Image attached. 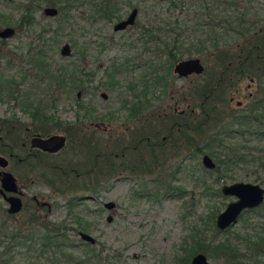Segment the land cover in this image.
Returning a JSON list of instances; mask_svg holds the SVG:
<instances>
[{
  "label": "rangeland",
  "instance_id": "obj_1",
  "mask_svg": "<svg viewBox=\"0 0 264 264\" xmlns=\"http://www.w3.org/2000/svg\"><path fill=\"white\" fill-rule=\"evenodd\" d=\"M57 1L62 4L63 0ZM200 1L204 6L208 3L116 0L117 12L104 19L78 2L72 9L64 8L49 17L42 13L44 6H50L44 2L37 7L34 0H0V29H14L11 37L0 39V155L8 161L3 170L9 171L23 189L25 204L16 218L9 219L15 225L28 224L27 213L35 206L30 197L35 195L49 205L48 210L42 208L37 215L52 224L65 243L43 249L42 253L38 244L31 248L27 242L17 245L12 248L11 264H74L72 260L79 264H181L183 252L195 240L213 249V245L224 243L240 258L231 261L204 248L208 264H264V199L257 208L241 213L227 229L219 231L214 225L216 214L234 200L221 195V185L244 182L264 187V129L239 126L230 120L245 114L249 105L261 98L264 65L251 59L255 63L242 64L239 74L231 71L237 65L236 54H242V60L246 53L236 46L243 40L235 34L216 45L210 40L196 41L209 35L207 27L198 24L203 16L195 18L202 14ZM172 3L179 6L172 8ZM217 3L225 8L232 6L237 17L257 21L252 29L255 32L262 27L256 41L264 43V0ZM133 6L140 10L137 25L113 31L112 25ZM25 7L31 10L33 20L20 25ZM228 12L229 8L227 16ZM166 15L176 21L177 27L196 28L198 36L189 32L181 37L180 50L184 53L180 60L197 57L203 71L178 78L171 67L166 86L145 82L148 87L143 94V86L137 81L149 69H131L132 64L156 59L151 51H140L141 43L135 38L141 27H155V19ZM250 34L253 32L249 30L248 37ZM64 42L70 47L68 57L59 55ZM35 50H41L51 71L62 65L74 68L82 80L77 88L51 91L55 99L51 104L43 100L46 119L41 122L30 115L34 107L31 104L44 99L47 88L45 75L33 68L30 54ZM116 62L129 66L110 76L108 71ZM221 69L227 70L222 77ZM206 86L215 87L203 103L199 95ZM100 93L106 97L103 99ZM135 96L144 103L143 118H130L128 107L136 102ZM229 96L232 101H228ZM179 111L184 114L178 115ZM54 133L66 137L64 147L57 153H36V158H27L25 164L7 157L9 146L23 157L32 134ZM139 135L140 145L125 150L122 158H111L112 154H120L123 146L133 145ZM146 141L162 146L146 145ZM196 147L202 152L194 151ZM233 151L243 153L242 160L231 158L216 169V157L225 160ZM105 153L111 156L99 157ZM202 154L212 159L215 170L201 165ZM70 169L73 172L64 173ZM86 170L89 173L81 175ZM74 174L79 178L73 179ZM106 202H113L114 207L104 208ZM1 206L5 215L6 205ZM38 231L42 234L45 230ZM79 231L93 237L95 243H80ZM63 255L72 260L62 259Z\"/></svg>",
  "mask_w": 264,
  "mask_h": 264
},
{
  "label": "trees",
  "instance_id": "obj_2",
  "mask_svg": "<svg viewBox=\"0 0 264 264\" xmlns=\"http://www.w3.org/2000/svg\"><path fill=\"white\" fill-rule=\"evenodd\" d=\"M36 2V6L39 7L42 2L46 5L50 6H57V11L60 12L64 8L72 9L73 4L77 5H86L87 10H90L94 12L95 15H97L100 18L104 19H110L116 12H117V6H116V0H63L59 4L60 1L57 0H34ZM219 0H207L208 3H205L204 6L202 1H200V9H201V16L196 14V20H199L203 16V21L201 23H198L201 26H206L208 29L207 37L204 39H195L198 42H204L207 40L213 41L212 43L217 44L218 41L223 40L224 38L231 39L232 35L235 34L237 37H240L243 42L241 44L236 43V46H241V49L244 48L243 51H246L244 53L243 58L245 57H251L250 59H253L257 62L259 60V64L264 65V61H261L260 59H255V55L260 56L261 51H264V43H259L256 41V36L260 32H262L260 28L252 29L254 24L257 23V21L251 22L249 19H244L243 17H237L236 11L233 10V7H221L219 3H217ZM183 3V2H181ZM176 3H172V8H174ZM229 8L228 15H226V10ZM213 10H216L215 13H213ZM23 15L21 16V19L19 22L30 24L33 20L32 12L29 8L25 7L23 10ZM231 14V15H230ZM194 18V16H193ZM154 20V19H153ZM156 22L155 27L151 28H144L143 29V39H142V47L145 50H150L155 56L156 61L154 60H148L144 61V64L148 65L151 70V79L154 80V83L161 86L167 85V79L168 74L170 73V69L174 62L180 60L181 56L183 55V51L181 49V43H182V36L185 34H191L198 36L199 33H196L197 30L192 29L190 27H177L176 21H170L169 16H159ZM154 20V22H155ZM197 24V25H198ZM167 28H164V27ZM250 30V33L253 32V35L251 37L247 35V32ZM253 30V31H252ZM186 32V33H185ZM191 32V33H189ZM255 37L252 38V36ZM195 38V37H194ZM150 43V44H149ZM30 51V49L28 50ZM36 52L31 53L33 68L38 73H41L45 79L47 88L46 91H44V99L41 98L39 100H36L33 107V110L30 112V115L33 119H36L41 122L46 119V115H43L45 112V109L43 107H46L44 105L43 100H46V102L54 101V96H52V92L54 90H63L66 88L69 90V87L77 88L82 83V80H80L77 77L76 69L72 68L71 70L64 68V66L60 67H54L53 71L50 70V66L46 64L45 59L43 58V54L41 53V50H35ZM260 51V52H259ZM189 52V51H188ZM190 54V52H189ZM242 54H240L241 56ZM228 56V55H226ZM255 61L251 60V63H255ZM245 60L238 61L236 64H239L240 67H242V64H244ZM261 62V63H260ZM31 63V64H32ZM145 65V66H146ZM257 65V64H252ZM147 66V67H148ZM248 68V66H247ZM165 74H163V73ZM239 74V73H238ZM168 75V76H167ZM81 82V83H80ZM143 83V94L145 93L148 85ZM215 86L205 87L200 93V102L206 101L212 94V90ZM262 95L260 99L256 100L252 104L249 105V109H247L245 114H238L231 117V121L240 124L239 126H252L256 125L257 128L261 127L264 129V90L260 92ZM206 97V99H205ZM147 104V103H146ZM35 114H38L39 116H35ZM231 122V123H232ZM226 132V131H224ZM240 133H243L241 129H239ZM216 134V133H215ZM213 134V135H215ZM213 138V136H212ZM211 139V138H210ZM206 147L208 146V143L204 144ZM241 149H245L246 147L241 146ZM8 151V150H7ZM194 151L202 152L201 148L196 147ZM235 153V154H234ZM209 154H213L209 151ZM238 158V160H242L244 157L243 153H238L237 151H233L231 153V156L228 158L226 156L225 160H220L218 157H216L218 160L216 169H219L218 165L219 163L225 164L226 161L231 160V158ZM27 159V158H26ZM262 169H264V164H261ZM215 170V169H214ZM162 179V177H160ZM168 189V188H166ZM165 189V190H166ZM49 229V230H48ZM20 239L25 238L24 236L17 234L13 235V231L10 230L9 225L7 224V221L0 220V264H11V260L13 259L12 254V248L14 245H12V240H18V237ZM39 239H41L40 244L42 246H39L41 251L39 253H42L43 249H46L50 246L59 247L62 244L61 237L57 234V230L52 226V224H47V229L44 233L39 235ZM214 249L209 246V244H202L199 243V241L195 240L192 242V245H190L184 252L182 257L184 258L180 259L181 264H186L187 259L189 256L195 254L196 252H203L205 253L204 248H209L214 253H220L223 256L228 257L229 260L234 261L240 258L237 257V254L234 253L233 249L229 248L228 245L221 243L218 245H213ZM31 248V247H28ZM182 250V249H181ZM72 260V257H69V261Z\"/></svg>",
  "mask_w": 264,
  "mask_h": 264
},
{
  "label": "water",
  "instance_id": "obj_3",
  "mask_svg": "<svg viewBox=\"0 0 264 264\" xmlns=\"http://www.w3.org/2000/svg\"><path fill=\"white\" fill-rule=\"evenodd\" d=\"M135 9H132L127 17L121 21H118L113 25L114 30L123 29L126 25L133 22ZM42 13L46 16L52 17L57 13L55 7L44 6L42 8ZM12 33L10 27H5L0 30V38L8 37ZM59 55L66 57L70 55L69 44L64 42L60 49ZM173 73L176 74L178 78H185L190 74L199 75L203 71V66L197 57H190L186 59L178 60L172 68ZM103 96V93H102ZM65 143V137L62 134H50L44 137L38 135H33L29 138V144L33 147L40 148L41 150L48 153H56ZM201 165L206 169H213L215 164L212 159L207 154H202ZM7 165V159L0 155V168L3 169ZM0 185L4 192L9 193L8 196H3L8 205V212H16L20 208L19 198L12 195L16 191V185L11 174L7 171L0 172ZM220 193L223 196L234 197V200L229 201L225 207L216 214L215 216V226L219 230H223L234 224L240 214L244 209L255 208L261 204L264 198V187L258 184L244 183V182H233L230 184H223L220 187ZM106 209H111L114 207L113 202L104 203ZM110 217H107L109 220ZM78 236L80 239L93 243L94 239L90 235L79 232ZM190 264H207V259L204 254L196 253L190 260Z\"/></svg>",
  "mask_w": 264,
  "mask_h": 264
},
{
  "label": "flooded vegetation",
  "instance_id": "obj_4",
  "mask_svg": "<svg viewBox=\"0 0 264 264\" xmlns=\"http://www.w3.org/2000/svg\"><path fill=\"white\" fill-rule=\"evenodd\" d=\"M132 9H135V15H134V19H133V22L131 23V24H129V25H126L123 29H120V30H114L113 29V25L115 24V23H117L118 21H121V20H123V19H125L126 17H127V15L124 17V18H122V19H120V20H118V21H116L113 25H112V30L113 31H122V30H125L126 28H128V27H134V26H136L137 24H136V16H137V14H139V12H140V10L137 8V7H132ZM131 9V10H132ZM56 10H57V8H56ZM130 10V11H131ZM129 11V12H130ZM128 12V13H129ZM25 13V12H24ZM92 13H94V12H92ZM115 15V14H114ZM113 15V16H114ZM22 16V15H21ZM53 17V16H52ZM111 18V17H110ZM20 19H21V17H20ZM20 19H19V21H20ZM18 21V23L21 25V24H25V23H21V22H19ZM5 27H9V26H5ZM5 27H2L0 30H2L3 28H5ZM11 29H12V33H11V35L10 36H8V37H11L12 35H13V33H14V29L12 28V27H10ZM143 29H144V27H141V32L138 34V36L135 38V41L137 42V41H139L140 43H141V46H140V51H150V50H145L143 47H142V39H143V36H142V34H143ZM7 37H4V38H0V39H6ZM129 47H130V45H129ZM130 48H132V47H130ZM261 53H264V51H261ZM240 54H236V57H238L237 58V62L238 61H240ZM61 57H63V56H61ZM66 57H68V56H66ZM255 57V59H260L261 61H264V56H263V54H261L260 56H258V55H255L254 56ZM251 57H246V55H245V57H244V59L243 60H245V61H249V64L251 63V59H250ZM154 59V58H153ZM152 59V60H153ZM121 64V63H120ZM120 64H118L117 62L116 63H113L112 64V66L110 67V69H109V74H110V76L111 75H113V74H116L117 72H119L120 70H123L122 69V67L124 66H121ZM127 65V64H126ZM125 65V66H126ZM146 64H144V62H143V60H140V62L139 63H134V64H132V67H131V69H133V68H138V67H146L147 69H149L147 72H145L144 74H142L141 76H140V79L137 81L138 82V84H141V85H143V83H144V81H146V82H148L149 81V84H152V85H156V86H158L157 84H155L154 83V80L153 79H151V68L148 66V65H146ZM125 66H124V68H125ZM127 66H129V65H127ZM148 66V67H147ZM227 67H229V66H225V69H227ZM172 68H173V66H172ZM225 69H221L220 70V73H221V77L223 76V75H225V73H226V71L227 70H225ZM172 70V69H171ZM231 71H233V72H236V74L237 73H240V71H242V68L240 67V65L239 64H237L236 65V67H232L231 68ZM172 73H173V71H172ZM174 75H176L175 73H173ZM189 76V75H188ZM177 77V76H176ZM187 77V76H186ZM148 78H149V80H148ZM146 79V80H145ZM222 79V78H221ZM248 96H250L251 95V93H248L247 94ZM100 96L104 99L105 97H106V95L103 93V96H102V93H100ZM205 99H206V97H205ZM134 101H136V102H132L131 104H134V105H129V107H128V111H129V114H130V118H141V116H142V118H143V116H144V108H143V101H140V96H135V98H134ZM228 101H232V96H229L228 97ZM147 103V102H146ZM140 104V105H139ZM236 105L238 106V105H240V102L239 101H236ZM153 114V113H152ZM171 114H174V113H171ZM177 114L178 115H183L184 114V111H179V112H177ZM155 115L157 116V114L155 113ZM175 115V114H174ZM173 124H175L174 122L172 123V125ZM177 124V126L179 127V126H181V124H178V123H176ZM172 125H170V127H169V129H168V132H169V136L171 135L170 133H171V127H172ZM182 127H183V130H185V129H187V126L185 125V123L182 125ZM179 129V128H178ZM177 129V130H178ZM136 130H138V129H136ZM57 134H60V133H57ZM142 135H143V133H141ZM33 135H38V136H40V137H44V136H41V135H39V134H32L31 136H33ZM63 135V134H62ZM142 135H139V137L138 138H136V141H135V143L133 144V145H128V146H123L121 149H120V154H112V157L111 158H113V159H116L117 157L118 158H122L123 156H124V151L125 150H128V149H131V150H133V149H135V147H137L138 145H140V143H141V136ZM64 137H65V135H63ZM147 139V138H146ZM65 141H66V137H65ZM148 141V140H147ZM145 142V144L146 145H151V146H154V147H156V146H158V147H160V146H162V145H160V144H155V143H149V142ZM28 142H29V140H28ZM64 145H65V143H64ZM64 147V146H63ZM62 147V148H63ZM7 150H8V152H7V157L8 158H13L14 160H15V162L16 163H26L27 162V159L26 158H36V153L38 154H42V155H53V154H55V153H48V152H45V151H43V150H41L40 148H37V147H33V146H31L30 144H28V146H27V148H26V151H25V153H24V155H23V157H20L15 151H14V149H12L10 146L7 148ZM61 150V149H60ZM59 150V151H60ZM58 152V151H57ZM56 152V153H57ZM109 156H111V153H105V154H103V155H100L99 157H102V158H106V157H109ZM4 157V156H3ZM7 159V158H6ZM7 163H8V161H7ZM7 166V165H6ZM4 169V168H3ZM3 169H1L0 168V172L1 171H4ZM213 169H215V166H214V168ZM213 169H210V170H213ZM209 170V169H208ZM7 172H9V171H7ZM70 172H73V169H70V170H66V171H64V173L65 174H68V173H70ZM10 173V172H9ZM86 173H89V171H84L83 173H81V175H85ZM11 174V173H10ZM11 176L13 177V180H14V182H15V185H16V191L15 192H13L12 193V195H14V196H16V197H18L19 198V201H20V208H19V210L18 211H16V212H8V205H7V202L5 201V199H4V197L3 196H8L9 195V193H7V192H4L3 190H2V188H1V185H0V199H1V202L3 203V204H5L6 205V208H5V215H3V213L1 212V211H3V209L1 208L2 206H1V202H0V220H4V221H7V224L9 225V228H10V230L11 231H13V235H17V234H20V235H22V236H24L25 238H23V239H20L18 236V240H12L11 242V244L12 245H14L13 246V248L15 247V246H17V245H19V246H21V245H24L26 242H27V247H32V245H35V244H38L39 246H42V244H40V241L41 240H39L38 239V237H39V235H41V232H39L38 230H41V229H44L45 231H46V229H47V224L48 223H46V221L44 220L43 221V216H38L37 214H38V212L39 211H41V209L42 208H45L46 210H48V206L49 205H47V203H45L44 201H42V200H39L35 195H33V196H31L30 198H31V200L33 201V203H34V209L32 210V212H29V213H27V220H26V223H28V224H26L25 226H22L21 224L20 225H15V223L14 222H11L10 221V219L9 218H11L12 220L14 219V218H16V215L17 214H19L22 210H23V206H25V204L23 203V201H22V198L24 197V192H23V189L21 188V187H19V185H18V183H17V180H16V178L11 174ZM79 174H74V176L72 177L73 179H77V178H79ZM220 191V190H219ZM222 195V194H221ZM87 198L88 199H91V200H94V197H91V196H88L87 195ZM234 198V197H233ZM264 199V198H263ZM262 203V202H261ZM103 207H104V204H103ZM258 207V206H257ZM257 207H255V208H257ZM105 208V207H104ZM252 209H254V208H249V209H244V210H242L241 212H240V214H239V216L241 215V213H243V212H245V211H249V210H252ZM238 216V217H239ZM215 221V220H214ZM237 221V220H236ZM214 225H215V223H214ZM37 226V229L35 228ZM38 227H39V229H38ZM216 227V226H215ZM228 228V227H227ZM227 228H225V229H227ZM217 229V228H216ZM225 229H223V230H225ZM217 230H219V229H217ZM223 230H219V231H223ZM32 231V232H31ZM44 231V232H45ZM79 232H81V231H79ZM78 232V233H79ZM38 233H39V235H38ZM84 233V232H83ZM34 235V236H33ZM78 235V234H77ZM34 237H37V240H33V238ZM79 237V236H78ZM80 239V238H79ZM39 240V241H38ZM80 243H82V242H85V243H87L88 245H93L94 243H95V239H94V241H93V243H89V242H87V241H84V240H82V239H80ZM62 244H65L64 243V241H62ZM202 254H204V253H202ZM195 254H193L189 259H187V262H186V264H190V260H191V258L194 256ZM69 255H63V257H62V259H65V260H67V261H69ZM206 257V256H205ZM207 259V258H206ZM71 261V260H70ZM72 263H74V264H79V261L77 262V261H74V260H72ZM207 264H208V261H207ZM226 264H228V263H226Z\"/></svg>",
  "mask_w": 264,
  "mask_h": 264
}]
</instances>
